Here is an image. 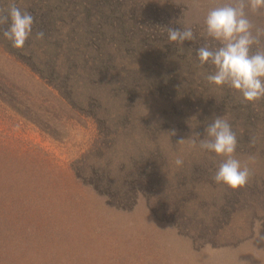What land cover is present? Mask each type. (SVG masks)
Masks as SVG:
<instances>
[{
  "label": "rangeland",
  "instance_id": "obj_1",
  "mask_svg": "<svg viewBox=\"0 0 264 264\" xmlns=\"http://www.w3.org/2000/svg\"><path fill=\"white\" fill-rule=\"evenodd\" d=\"M231 2L15 0L34 23L22 48L0 32V264H264V98L210 84L197 54L221 46L204 18ZM186 26L194 39L168 41ZM215 117L242 187L199 148Z\"/></svg>",
  "mask_w": 264,
  "mask_h": 264
},
{
  "label": "clouds",
  "instance_id": "obj_2",
  "mask_svg": "<svg viewBox=\"0 0 264 264\" xmlns=\"http://www.w3.org/2000/svg\"><path fill=\"white\" fill-rule=\"evenodd\" d=\"M245 8L253 13L259 12L264 9V0H232L231 3L210 8L204 18L205 30L221 46L215 50L200 47L197 54L201 65L210 61L216 68L214 74L205 77L210 84L228 85L239 91L245 101L253 102L264 98V48L257 49L254 54L250 53V49L260 43L259 37L264 35V28L254 25ZM33 23V15L17 7L15 0H9L8 6L0 9V32L16 48L25 45L32 34ZM44 35L43 31H37L35 39L43 40ZM167 38L169 42L182 44L185 40L194 39L193 29L189 26L183 30L169 27ZM206 133L208 139L199 141V148L225 157L214 180L232 189L246 185L251 172L247 165L242 167L241 162L233 157L237 137L229 122L215 117ZM170 134L175 135V131ZM185 142L181 138L178 144ZM190 143L195 145L196 141ZM174 163L181 166L183 158L177 156ZM257 237L264 241V235H260L259 231Z\"/></svg>",
  "mask_w": 264,
  "mask_h": 264
},
{
  "label": "trees",
  "instance_id": "obj_3",
  "mask_svg": "<svg viewBox=\"0 0 264 264\" xmlns=\"http://www.w3.org/2000/svg\"><path fill=\"white\" fill-rule=\"evenodd\" d=\"M0 54L3 57L4 62L9 63V62L13 61L12 58H11V55L10 54H7L5 51L4 52H1L0 51ZM12 63H14V62H12ZM15 63H18V62H15ZM0 78H1V76H0ZM31 80L34 82V77L32 78V76H31ZM0 81H3V80L0 79ZM0 85H1V83H0ZM0 90H1L0 91V94L4 91V94L5 95L7 93L8 98H9V95L13 93V91H10V90L7 92V89L6 88L0 89ZM0 97H1V95H0ZM15 100L18 101V99H15ZM25 101L29 102V100H25ZM24 103H26V102H24Z\"/></svg>",
  "mask_w": 264,
  "mask_h": 264
}]
</instances>
